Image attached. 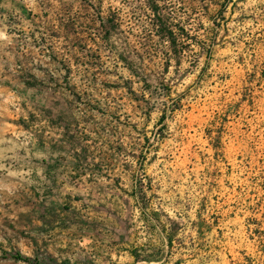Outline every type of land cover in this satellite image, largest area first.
<instances>
[{
    "label": "rangeland",
    "instance_id": "374dc122",
    "mask_svg": "<svg viewBox=\"0 0 264 264\" xmlns=\"http://www.w3.org/2000/svg\"><path fill=\"white\" fill-rule=\"evenodd\" d=\"M2 1L62 124L57 184L3 195V220L60 221L113 253L99 264H264V0H158L178 59L144 0ZM109 12L120 30L98 48Z\"/></svg>",
    "mask_w": 264,
    "mask_h": 264
},
{
    "label": "crops",
    "instance_id": "0c3cea01",
    "mask_svg": "<svg viewBox=\"0 0 264 264\" xmlns=\"http://www.w3.org/2000/svg\"><path fill=\"white\" fill-rule=\"evenodd\" d=\"M3 3L0 0V264H62L66 260L76 264L87 258L97 264L96 260L112 258L113 253L82 249L83 238L60 229V221L53 229L44 220H30L19 230L17 222L2 218L3 195L41 198L57 184L52 180L59 177L62 130V124L53 120L54 108L43 98L50 88L36 67L38 60L31 58L33 52L20 40L31 28L14 30L13 10ZM39 223L44 228L35 231Z\"/></svg>",
    "mask_w": 264,
    "mask_h": 264
},
{
    "label": "trees",
    "instance_id": "16d2710c",
    "mask_svg": "<svg viewBox=\"0 0 264 264\" xmlns=\"http://www.w3.org/2000/svg\"><path fill=\"white\" fill-rule=\"evenodd\" d=\"M87 2L88 0H84ZM146 2V8L150 12L149 16L150 23L149 26L151 27L150 32L151 34H155V36H158L161 40H168L171 51H170V58L173 57V59H178L180 55H182L187 45L179 37V35L174 31V29L171 26L170 20L165 17V15L161 12L160 8V2L158 0H144ZM230 1V0H229ZM221 12V11H220ZM116 14L109 12L107 16H102V13H99L97 24L98 26L95 29V24L92 25L93 31L95 34V40L97 47L102 46L101 44H108L110 39L117 34V32L120 30V23L117 22ZM91 29V28H90ZM184 32V31H182ZM184 34H182L183 36ZM99 41V43H98ZM99 48V47H98ZM99 51V49L97 50ZM95 59L97 61H100V56L95 55ZM118 60L122 62L125 65H129L130 60L124 56L123 54H120L118 57ZM70 72L67 71L66 75L63 78V85L59 86L60 88H63L65 91L69 92L71 95L76 97L77 100H80L81 98L77 96L74 93V89L70 86ZM52 89V88H50ZM165 115L161 118L160 122H163L165 120ZM15 259L17 260H23L20 256H15ZM27 261V260H25Z\"/></svg>",
    "mask_w": 264,
    "mask_h": 264
}]
</instances>
